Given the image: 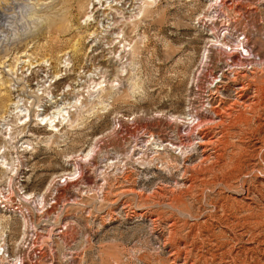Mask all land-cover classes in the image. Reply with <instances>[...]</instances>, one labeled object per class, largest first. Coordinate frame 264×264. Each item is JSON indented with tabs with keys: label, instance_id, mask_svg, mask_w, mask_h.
Segmentation results:
<instances>
[{
	"label": "rangeland",
	"instance_id": "374dc122",
	"mask_svg": "<svg viewBox=\"0 0 264 264\" xmlns=\"http://www.w3.org/2000/svg\"><path fill=\"white\" fill-rule=\"evenodd\" d=\"M260 63L264 0H0V264H264Z\"/></svg>",
	"mask_w": 264,
	"mask_h": 264
},
{
	"label": "bare ground",
	"instance_id": "6f19581e",
	"mask_svg": "<svg viewBox=\"0 0 264 264\" xmlns=\"http://www.w3.org/2000/svg\"><path fill=\"white\" fill-rule=\"evenodd\" d=\"M213 1H215V0H213ZM209 2H210V0H209ZM217 2V1H216ZM214 3V2H213ZM219 4V3H218ZM211 5H212V3H211ZM213 6V5H212ZM208 8V7H207ZM207 13V12H206ZM209 13V12H208ZM212 13H214V12H212ZM208 16V15H207ZM209 18L210 17H212V15L210 16H208ZM208 18V19H209ZM218 18V17H217ZM224 25V24H223ZM208 28H209V30H210V35H212L211 36V39H209V45H210V47H212V48H215V49H217L218 51H220V52H222L223 54L225 53V56H226V58H227V60L229 61V68H228V70L225 72V73H221L220 75H219V77H220V79L219 80H217L216 81V83H218V85L220 86V84H221V86H224V84L226 83V82H236V78L238 77L237 75L239 74V73H241V72H244V71H242L243 69L242 68H244V66H246V68H247V65H250V69H252V67H251V65L253 66H255L257 63H256V61H255V57H256V55L257 54H255L254 55V57H252V58H250V59H248V58H246V57H242V56H240L241 55V53L240 52H238L237 50H236V52L234 51V52H230V51H232V50H235V48H237V46L238 45H240V46H242L240 43L238 44L237 42L236 43H233V45L231 46V44H228L225 40H224V38L225 37H227V32L228 31H225V30H228V27H229V25L228 24H225V27H224V31L226 32V36H224V37H222V36H220V33H219V31H223V29H219V28H215L214 26H213V24L212 23H209V25L207 26ZM226 39V38H225ZM244 46V45H243ZM242 46V48H244ZM223 47H229V51L226 53L225 52V50H224V48ZM239 47V46H238ZM245 51H246V53H247V56H250L251 54V52H249L248 51V49H245ZM252 59V60H251ZM260 64H264V63H260ZM242 69V70H241ZM247 74V73H246ZM228 75H230V77L228 78ZM237 85H238V89H241L242 88V86H243V83H242V81L241 82H239V83H236ZM240 84V85H239ZM215 87H217L216 85H214V88ZM189 119H191V117L189 118ZM58 122V121H57ZM56 121H55V119H52L48 124L46 123V125H47V130H49V131H53V130H55L56 129V127H57V125L58 124H61V122L59 123H57ZM187 124V123H186ZM199 125H200V122H199V120H198V118H194V119H191L190 120V122H188V124H187V130H191V129H194L195 130V132H196V134H200V132H199V130H198V128H199ZM200 138V137H199ZM201 140V139H200ZM218 140V139H217ZM207 142V141H206ZM203 143V142H202ZM214 143V142H213ZM221 146V145H220ZM216 148V147H215ZM264 149V148H263ZM92 151V148H90V149H88L84 154H83V157H87L88 155H89V153ZM72 164V166H73V170L75 169V165H74V163H71ZM75 172L74 171H72V172H66V173H64V176L65 177H67V178H69L70 176L69 175H73ZM64 177V178H65ZM65 180H66V178H65ZM2 194V192L0 191V199H2V198H4L5 196L4 195H1ZM5 199V198H4ZM6 201V200H5ZM5 201H3V202H5ZM2 202V201H1ZM2 202V203H3ZM2 251V247H0V252ZM2 254V253H1ZM1 254H0V256H1ZM0 260H1V257H0Z\"/></svg>",
	"mask_w": 264,
	"mask_h": 264
},
{
	"label": "built area",
	"instance_id": "2783aa9c",
	"mask_svg": "<svg viewBox=\"0 0 264 264\" xmlns=\"http://www.w3.org/2000/svg\"><path fill=\"white\" fill-rule=\"evenodd\" d=\"M245 54V53H244ZM242 55H243V53H242ZM248 67H250V66H248Z\"/></svg>",
	"mask_w": 264,
	"mask_h": 264
}]
</instances>
